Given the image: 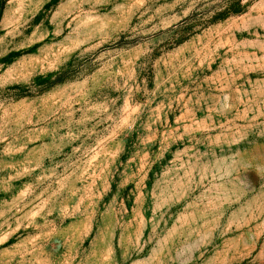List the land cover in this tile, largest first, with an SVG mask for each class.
I'll use <instances>...</instances> for the list:
<instances>
[{
  "label": "rangeland",
  "instance_id": "374dc122",
  "mask_svg": "<svg viewBox=\"0 0 264 264\" xmlns=\"http://www.w3.org/2000/svg\"><path fill=\"white\" fill-rule=\"evenodd\" d=\"M0 14V264H264V0Z\"/></svg>",
  "mask_w": 264,
  "mask_h": 264
},
{
  "label": "trees",
  "instance_id": "16d2710c",
  "mask_svg": "<svg viewBox=\"0 0 264 264\" xmlns=\"http://www.w3.org/2000/svg\"><path fill=\"white\" fill-rule=\"evenodd\" d=\"M1 15V14H0Z\"/></svg>",
  "mask_w": 264,
  "mask_h": 264
}]
</instances>
